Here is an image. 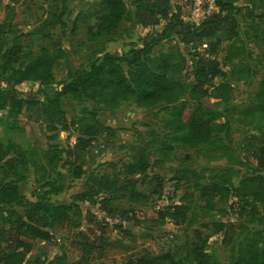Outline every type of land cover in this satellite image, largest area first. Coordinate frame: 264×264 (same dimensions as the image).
Returning a JSON list of instances; mask_svg holds the SVG:
<instances>
[{
	"label": "rangeland",
	"instance_id": "374dc122",
	"mask_svg": "<svg viewBox=\"0 0 264 264\" xmlns=\"http://www.w3.org/2000/svg\"><path fill=\"white\" fill-rule=\"evenodd\" d=\"M65 1L66 6L63 7L64 0H0V88L18 91L26 103H43V95L54 94L58 84L67 80L69 74L87 70L91 63H99L104 54L123 56L132 47L140 48L147 37L157 36L163 27L162 24L140 27L133 18L138 6L141 7V15L148 18L150 10L161 0H123L127 16L117 30L88 42L84 37L87 27L97 22V0ZM167 1L170 11H179L182 19L195 25L217 12L212 0ZM246 1L242 0L240 4H246ZM76 17L80 20L72 34V21ZM59 19L65 23L63 27L57 23ZM239 21L240 35L251 58L245 61L239 57L232 61V65L242 68L247 63L256 72L249 82L235 86L224 107V117L230 121L232 146L240 158V165H231L225 158L209 153L203 147L184 148L178 141L167 138L168 134L163 130L167 115L154 114L155 111L150 112L134 104L123 103L116 111L99 110L98 120L114 127L115 135L100 137L83 152L72 150L76 143L74 133L60 129L51 131L48 120L35 106L25 103L17 117L10 116L7 111L0 113V143H12L24 154L15 165V171L21 177L18 182L20 195L29 201L48 199L53 203H75L79 207L70 213L68 224L52 229L49 241L24 239L31 245L24 264H78L81 259L92 257L95 259L88 264H127L143 255L167 253L185 264H194L189 256L194 231H199L206 239L208 255L225 260L232 244L240 242L259 227V223L252 220L249 209L240 215L230 200L220 196L210 209L194 191L197 180L201 184L210 183L228 169L241 176L256 166L254 154L260 145L247 139V135L255 132L235 119L238 111L249 105L259 81L264 77V37L260 30L256 34L249 30V25L256 23V19L241 17ZM221 39L219 36L202 45H190L188 50H195L198 58H206L213 47L220 51L227 46V42ZM19 45L20 56L27 52L38 55L43 48L58 55L60 51L54 79L46 87L37 82L7 83L10 72L5 73L2 68L3 57ZM169 52H176L175 44L160 42L154 46L152 57L155 59L160 53ZM176 63H180L179 59ZM12 67L17 69L18 64ZM219 82L220 79L214 80V83ZM185 99L193 100L190 92ZM62 109L69 120L72 118L77 122L81 119L82 110H96L97 106L77 102L67 96L62 100ZM141 156L146 162V171L126 175V166ZM75 167H81L83 171L79 179L72 176ZM261 172L264 174V168ZM192 173L200 178H195ZM3 176L0 171V178ZM80 195H83L82 200ZM108 199H111L108 206L116 208L118 215H126L109 218L99 211L101 202ZM180 204L190 207L185 223L175 224L158 217L166 207ZM12 209L0 208L3 236L0 244L4 249L12 246L14 233L5 220L7 211ZM258 210L260 216L264 215L261 207L258 206ZM87 213H95L96 219H103L108 227L99 230L94 219L88 221ZM227 223L232 225L229 244L222 243V232L216 230V225ZM118 225H122L124 232L116 228ZM99 236L103 240L101 254H87L71 246L72 242L84 243L85 239L92 241Z\"/></svg>",
	"mask_w": 264,
	"mask_h": 264
},
{
	"label": "trees",
	"instance_id": "16d2710c",
	"mask_svg": "<svg viewBox=\"0 0 264 264\" xmlns=\"http://www.w3.org/2000/svg\"><path fill=\"white\" fill-rule=\"evenodd\" d=\"M212 0L217 12L204 18L198 25L181 18L179 11H170L168 1H159L151 10L148 18L136 7L134 23L140 27L162 24L161 32L155 37H147L140 48L132 47L123 56L104 54L99 63H91L87 70H77L69 74L67 80L58 84L57 91L51 96L43 95L44 102H29L22 98L21 93L13 89L0 88V113L7 111L10 116H19L23 105L35 106L39 114L44 116L50 130L60 129L74 133L76 143L73 151L87 150L100 137H113L116 129L98 120L101 109L116 111L123 103L134 104L147 111L163 113L168 116L163 130L167 138L178 141L186 149L203 147L212 154L225 158L231 165H240V158L232 146V128L230 121L225 119V104L235 86L249 82L256 72L247 64L236 68L232 61L241 57L250 60L251 54L240 35L241 17L251 22L250 31L264 37V0ZM66 6L64 0L63 7ZM95 6L97 22L86 29L85 41L94 42L97 39L111 35L127 16L123 0H97ZM79 17L72 21V34L76 31ZM63 27L65 23L57 21ZM221 37L227 46L217 50L213 47L206 58H198L195 50L189 51L190 45L198 46L210 39ZM255 36V35H254ZM255 36V40H256ZM160 42H173L176 52L160 53L153 59V48ZM216 46V45H215ZM20 45L16 50L7 52L2 68L10 72L7 83L14 85L23 82H37L46 87L54 79V69L61 53H51L41 49L38 55L30 52L20 56ZM179 59L180 63H176ZM18 64L17 69L12 65ZM191 82H188L189 79ZM220 79L219 83H214ZM193 100H186L187 93ZM71 97L77 102H89L97 106L96 110H82L79 121L67 118L62 109V100ZM211 100L213 102H210ZM84 120V121H82ZM236 122L251 127L255 132L247 135L250 142H257L260 147L254 154L256 166L241 176L232 169L223 175L213 178L210 183H194V191L199 199L205 200L212 209L217 197L230 200L232 207L242 215L249 209L252 220L259 227L250 231L247 237L232 244L225 260L210 256L205 251L206 239L199 231H194V240L189 248V256L194 264H264V215L258 213V206L264 211V77L257 85V92L249 105L238 111ZM79 124V126L77 125ZM257 134V135H256ZM23 151L12 143H0V208H18L8 210L6 221L12 235V246L4 249L0 244V264H24L25 256L31 245L25 241H49L54 227L64 226L70 222V213L79 210L75 203H53L48 199L29 201L19 193L18 182L21 177L15 171L18 159H23ZM147 165L143 157L125 168L128 176L142 174ZM83 175L81 167H75L72 176L79 179ZM199 179V175L192 173ZM237 179L236 182L232 181ZM185 180V179H184ZM160 186V185H158ZM160 188V187H159ZM83 199V195L79 196ZM111 199L103 200L99 206L106 217H124L118 215L116 208L108 206ZM190 207L186 204L171 205L158 213L160 219H168L175 224L188 220ZM90 222L94 219L99 230L108 227L103 219H96L95 213H87ZM230 223L216 225V230L222 232V243L231 242ZM117 229L124 232L122 225ZM0 242H3L0 229ZM103 240L99 237L84 243L72 242L71 246L84 250V253L103 251ZM6 251V252H5ZM91 259H81L78 264H88ZM41 264H52L50 262ZM127 264H185L169 253L159 256L143 255Z\"/></svg>",
	"mask_w": 264,
	"mask_h": 264
}]
</instances>
